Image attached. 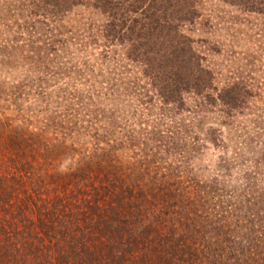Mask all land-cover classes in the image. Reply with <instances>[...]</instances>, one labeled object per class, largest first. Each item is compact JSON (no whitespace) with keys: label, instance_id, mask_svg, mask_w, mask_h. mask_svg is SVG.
<instances>
[{"label":"rangeland","instance_id":"rangeland-1","mask_svg":"<svg viewBox=\"0 0 264 264\" xmlns=\"http://www.w3.org/2000/svg\"><path fill=\"white\" fill-rule=\"evenodd\" d=\"M194 2L197 16L181 29L192 38L204 64L220 66L218 53H251L253 48L256 53H264V30H252L235 7L219 0ZM83 11L84 7L74 6L67 18ZM91 30V25L82 29V34L88 36L83 35L85 50L101 53L103 48L93 44ZM60 86L61 81L53 87ZM0 87H5L7 93L13 91L2 80ZM100 87H104V94L99 95L101 102H95ZM78 88L82 91L80 98H74L71 105L61 109L58 103L49 108L45 132L33 137L30 165L18 171L8 153L3 160L0 157V264H96L110 251L121 256L122 249H127L130 229L151 222L155 229L147 235L157 245L155 232L166 231L160 226L163 214L147 208L155 202L145 197L148 190H138L141 168L134 165V160L147 150L159 184L182 188V198L175 200H179L180 208L184 209L191 199L185 208L188 220H182L183 216L172 218L176 235L198 230L186 241L182 264H197L198 259L208 264L205 261L209 260L199 253L191 256L200 246L217 247L222 259L219 264H264V192L243 197L244 190H239L230 195L229 183L237 187L243 173L237 163H230L224 170L228 161L223 159L233 155L235 142L227 116L216 110L204 119H196L198 114L187 109L193 107L197 97L190 90L184 94L186 108L182 109L173 104L166 106L158 99L140 104L132 91L119 99L106 83L78 84ZM102 123L105 129L91 131L90 125ZM97 145L112 154L115 186H110L98 170L105 157L100 156L102 151L96 149ZM242 152L238 161L244 169L250 154ZM143 179L151 182L146 176ZM226 219L230 229L213 225ZM183 221L189 228L185 229ZM182 244L179 239L177 247L182 248ZM150 246L148 242L134 248L143 252L136 262L156 260Z\"/></svg>","mask_w":264,"mask_h":264},{"label":"trees","instance_id":"trees-1","mask_svg":"<svg viewBox=\"0 0 264 264\" xmlns=\"http://www.w3.org/2000/svg\"><path fill=\"white\" fill-rule=\"evenodd\" d=\"M219 1L244 14V20L249 22L247 25L252 30H264V0ZM78 5L85 11L67 18ZM250 15L253 18H249ZM196 16L194 0H0V81L8 83L13 90L7 93L5 87H0L2 160L8 153V159L18 171L30 165L33 153L29 149L33 147V137L42 136L44 125L49 124L46 117L49 108L59 103L64 109L74 98L79 99L82 91L78 84L106 83L119 99L132 91L140 104H152L158 99L166 106L173 104L182 109L186 108L184 94L190 90L197 97L193 107L187 109L198 114L196 119L201 116L204 119L216 110L229 118L227 126L235 142L233 155L223 159L228 161L224 170H228L230 163H237L243 173L237 187L229 183L232 187L230 195L238 194L239 190H244L243 197L264 192V53H256L254 48L251 53H218L221 55L220 66L204 64L203 56L192 45V38L181 29L185 22H193ZM87 25H91L93 44L103 48L101 53L85 50L83 35L86 36L82 29ZM116 45L118 48L113 49ZM106 75H109L108 80L96 79ZM59 81L62 86L54 89ZM103 88L100 87L93 101L101 102L99 95L104 94H101ZM200 111L204 114L200 115ZM89 127L96 132L98 128L105 129L104 123ZM96 149L105 157L104 163L98 164V170L110 186H115L117 175L112 154L104 152L99 145ZM242 151L250 154L244 169L238 161V156L244 155ZM150 157L147 150L134 160V165L141 168L140 179L136 182L141 186L138 190H148L145 197L155 202L147 208L163 214L160 226L166 231L155 232L158 242L155 245L147 235L155 229V223L135 224L131 229L127 225L130 229L127 249H122L121 256H117V251H110L96 264L184 262L182 251L188 245L186 241L198 230L193 228L192 234L184 230L176 235L172 218L183 216L182 220H188L189 213L185 208L191 204V199L187 200L184 209L180 208L179 200H175L183 196L182 188L172 183L160 185ZM144 176L151 182L146 183ZM213 225L231 228L227 219L217 220ZM187 226L186 223L185 229ZM179 239L183 249L177 247ZM148 242L153 245L150 248L156 260L153 263L147 259L136 262L137 255L140 253L142 257L143 252L134 251V248ZM208 251L213 253L208 255ZM217 251V247L200 246L191 256L199 253L209 260L205 263L219 264L222 259ZM196 263L204 262L198 259Z\"/></svg>","mask_w":264,"mask_h":264}]
</instances>
